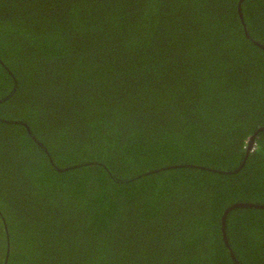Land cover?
<instances>
[{
  "label": "trees",
  "instance_id": "obj_1",
  "mask_svg": "<svg viewBox=\"0 0 264 264\" xmlns=\"http://www.w3.org/2000/svg\"><path fill=\"white\" fill-rule=\"evenodd\" d=\"M238 4L0 0V264H236L222 216L264 204V0ZM225 233L264 264V208Z\"/></svg>",
  "mask_w": 264,
  "mask_h": 264
},
{
  "label": "water",
  "instance_id": "obj_2",
  "mask_svg": "<svg viewBox=\"0 0 264 264\" xmlns=\"http://www.w3.org/2000/svg\"><path fill=\"white\" fill-rule=\"evenodd\" d=\"M241 2H242V0H239V4H238V12H239L240 19H241V21H242V23H243V25H244V27H245V24H244V22H243L242 13H241ZM246 34H247V36H249L247 31H246ZM262 48L264 49V46H263ZM255 133H256V132H255ZM254 136H255V134H253V135L250 137L249 141H248V144H247L248 147H247V150H246V155L248 154L249 148H250V147L252 146V144H253ZM66 169H67V168H65L64 170H66ZM59 170L61 171V170H63V169H59ZM235 207H255V208H264V204H256V203H249V202L235 203V204H233L232 206H230V207L224 212V214H223V216H222V230H223V235H224L223 238H224L225 244H226V246L228 247V249H229V251H230V255H231V257L236 261V264H239V262L237 261L235 255L233 254V252H232L231 249H230V245H229V243H228V241H227V237H226V233H225V217H226L228 211L231 210L232 208H235ZM6 257H7V256H6Z\"/></svg>",
  "mask_w": 264,
  "mask_h": 264
}]
</instances>
